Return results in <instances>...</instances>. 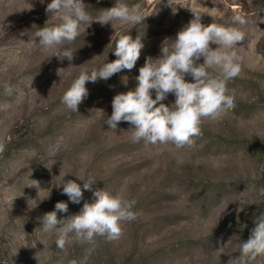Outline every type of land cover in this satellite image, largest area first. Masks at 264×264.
<instances>
[{"label":"rangeland","instance_id":"374dc122","mask_svg":"<svg viewBox=\"0 0 264 264\" xmlns=\"http://www.w3.org/2000/svg\"><path fill=\"white\" fill-rule=\"evenodd\" d=\"M83 2L93 18L117 2L139 5L148 17L137 25L93 20L82 26L80 36L60 48L74 51L69 61L32 40L39 29L59 23L46 12L51 0H0V264H228L264 217V0H172L173 8L168 0ZM191 10L203 13L204 25L245 32L236 49L241 73L227 82L235 107L222 118L203 119L192 147L132 142L129 123L115 130L104 123L112 100L135 89L146 59L160 57L163 42L175 40L193 19ZM238 15L248 23L233 25ZM120 34L142 39L135 67L87 82L89 95L72 112L62 103L65 91L81 71L117 58ZM185 80L193 82L190 75ZM175 99L169 93L162 103L170 107ZM56 143L61 147L50 155ZM78 177L93 178L92 191ZM62 180L80 184L79 204L63 194ZM103 188L135 200L137 219L124 222L118 240L73 239L57 248L56 234L41 229L44 214L66 202L68 211L57 218L67 219ZM253 264H264V257Z\"/></svg>","mask_w":264,"mask_h":264},{"label":"clouds","instance_id":"9594fccd","mask_svg":"<svg viewBox=\"0 0 264 264\" xmlns=\"http://www.w3.org/2000/svg\"><path fill=\"white\" fill-rule=\"evenodd\" d=\"M168 4L172 7V0H168ZM191 11L193 19L177 33L175 40L163 42L160 57L146 59L135 77V89L116 94L112 100V114L104 123L112 130L122 121L129 123L132 142L143 140L146 145L170 143L176 148L192 147L195 138L202 135L203 119L222 118L235 107L234 98L226 94L227 82L241 73L242 58L236 49L238 42L245 40V32L238 26L204 25L201 22L203 13ZM46 12L59 23L36 31L33 43L45 52L52 51L53 55L66 57L69 61L73 59L74 51L65 49L61 52L60 48L73 43L80 36L82 26H90L93 20L101 25H113L114 21L137 25L148 17L143 15L139 5L117 2L93 18L83 0H51ZM247 23V19L240 15L232 20L233 25L244 26ZM210 44L218 47L213 50ZM143 48L140 36L133 39L129 34H120L114 48L117 58L90 72L81 71L62 96V103L72 112H78L79 105L89 95L87 82L107 81L122 70L131 71ZM201 57L204 62L197 64ZM209 69L219 71L212 75ZM187 75L193 78V82L185 80ZM124 82L127 83L126 77ZM4 90L6 94L12 92L7 84ZM153 90L155 99L152 98ZM169 93L176 97L170 107L162 103ZM60 147V143L50 146L49 154L56 155ZM78 178L84 181V190L92 191L96 182L93 178ZM62 185L63 194L72 203L79 204L83 199L80 184L74 180H62ZM36 187L39 188L38 182ZM93 196V202H84L79 213L67 219L57 218L58 212L68 211L66 202H57L54 211L44 214L41 229L45 233L56 234L54 243L57 248L64 250L73 239L87 243H94L97 236L108 241L118 240L123 235L124 222L137 219L138 214L133 211L135 200L114 195L104 188L96 189ZM239 251L240 256L230 259L228 264H253L257 258L264 257V217L256 220V227L247 242L241 243Z\"/></svg>","mask_w":264,"mask_h":264}]
</instances>
